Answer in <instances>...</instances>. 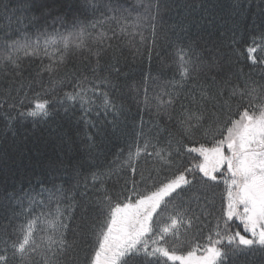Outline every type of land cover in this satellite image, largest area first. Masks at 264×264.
Segmentation results:
<instances>
[{"label": "snow or ice", "instance_id": "snow-or-ice-1", "mask_svg": "<svg viewBox=\"0 0 264 264\" xmlns=\"http://www.w3.org/2000/svg\"><path fill=\"white\" fill-rule=\"evenodd\" d=\"M198 7L208 14L201 23L206 20L207 27H213L212 11L217 5L205 0ZM233 7L239 10L244 5ZM159 18L160 5L151 0H0V77H10L8 89L0 95L5 102L11 100L10 108L21 109L19 120L47 122L58 114L54 105L71 120L78 104L79 119L86 128H97L87 119L93 111L97 119L101 113L105 118L112 115L110 123L115 127L125 109L112 96L118 86L111 72H119L116 65L124 48L131 49L133 56L147 50L151 59L158 46ZM239 28L233 24L230 37L201 46L192 40L183 43L188 36L181 23L184 35L177 36L171 54L179 80L166 81L152 98L145 87L144 104L151 107L155 102L157 120L147 131L141 120L126 157L121 149L112 162H98L103 155L96 141L100 131L85 133L79 151L95 169L90 173L93 197L75 198L83 162L72 157L65 161L74 143L67 133H59L55 157L44 156L38 146L23 149L22 156L28 153L24 170L30 169L29 174L37 178L29 180L28 187L23 181L19 186L14 182L12 191L5 188L2 194L0 264H229L230 256L255 251L256 246L264 253V31L248 42L238 36ZM225 46L230 49L227 70L222 63ZM235 64L259 67V80L243 67L233 70ZM33 68L37 69L34 73ZM105 71L108 74L101 75ZM65 87L71 91L58 95V89ZM16 119H10L9 125ZM213 125V145L194 146L198 133L203 130L207 137ZM217 134L221 139H215ZM192 153L203 157V162L184 167V157ZM141 156L154 165L147 176L141 171L139 181H129L119 175L131 169L134 177ZM225 166V205L214 229L207 236L181 233L185 224L192 226L193 217L185 220L189 210L178 211L180 205L172 203L173 199L197 183V169L207 189L208 181H217L214 173ZM73 176L76 184L71 190L55 183ZM113 176L116 179L109 187ZM83 186L82 197L90 186L87 177ZM74 209L80 210L77 235L84 244L83 260L74 255L78 242L66 238ZM234 220L243 225V234L231 230ZM89 237H94L91 245ZM89 248H94L90 259Z\"/></svg>", "mask_w": 264, "mask_h": 264}, {"label": "trees", "instance_id": "trees-1", "mask_svg": "<svg viewBox=\"0 0 264 264\" xmlns=\"http://www.w3.org/2000/svg\"><path fill=\"white\" fill-rule=\"evenodd\" d=\"M61 2H66V0H61ZM131 2L135 3L136 0H131ZM144 2H148V0H144ZM203 2L205 0H151L152 4L159 3L160 5L159 40L157 48L151 53V59H149L147 50L143 52V55L133 56L131 49L124 48L120 53V62L116 65L119 72H111V79L118 86L117 90L112 92V96L117 103L123 104L125 109L118 118L117 125L114 127L110 123L113 119L112 115H108L105 118L103 113H101L97 119L96 112L93 111L92 115L87 117V119L96 123L100 131V134L96 136V141L100 146L99 151L103 155L99 156L98 162L104 164L112 162L121 149H123L126 157L128 143L130 139L134 138L135 132L140 130L141 120H143L145 131L152 128L155 124L157 120L155 102H152L151 107L144 104L145 87L148 89L149 98H152L166 81L179 80V76L174 75L171 54L174 50L173 46L178 43L177 36L182 37L184 35L180 32L181 23H183L188 36V39H183V43L187 44L189 40H192L197 41L201 46H210L214 42L219 43L222 38L230 37L233 24H239L238 36L243 35L248 42L254 36L259 37L260 33L264 31V28L261 27V21L264 19L261 9L264 8V3H261V0H212L217 5L212 11V15L216 17L213 27H207L206 20L201 23V19L208 15L202 8L198 7ZM237 3L243 4L244 7L239 10L235 9L233 5ZM237 11L240 14L234 15ZM173 26L176 27L174 28ZM209 33H211V36H209ZM243 47H247V44L243 45ZM221 51L223 53L222 63L226 65L227 70L230 49L225 46ZM19 55L23 57L22 52ZM38 63L39 61H37ZM240 67H243V71L246 74L254 72V78L259 80V74L261 73L259 67L251 69L243 64H235L233 70ZM36 70L33 68L30 71L34 73ZM107 74L108 71L101 73V75ZM28 75L29 72L26 71L25 76ZM146 78L147 83H145ZM9 79L10 77H0V92L8 89ZM188 83L190 85L192 82L189 81ZM65 91H71V88L58 89L57 94L62 96ZM226 98L227 93L225 94ZM232 103L235 105L236 101ZM9 104H11V100L9 99L8 102H5V97L0 95V199H2L5 188L9 192L12 191L14 182L19 186V183L23 181L24 186L28 187V181L32 180L34 182L37 178L36 175L29 174L30 169L29 171L24 170V165L28 164V153H24L22 156L21 151L38 146L44 156L55 157L59 152V140L57 137L60 132L67 133L68 137L74 142L72 151L66 152L64 156L65 161L67 162L68 158L72 157L74 160L83 162L79 176L81 186L75 191L76 200L81 201L93 197L94 192L91 188L92 179L90 173L95 171V169L89 166V158L79 150L82 147L81 141L86 138L85 133L96 132L97 128L85 127L84 121L79 119L82 115L79 105L75 106L76 110L72 114L71 120L64 116L62 108L54 105L53 111L58 114H54L47 122L40 121L34 124L31 119L19 120L18 112L21 109L17 108L14 110L9 107ZM14 117L17 119L10 126L8 121ZM166 120V117L162 118L161 124L163 125ZM204 126L205 128L208 127V121H205ZM215 129L216 126L213 125L207 137L204 136L203 130H201L197 135L198 143L194 146L198 147L199 144L203 143L206 147H211L214 143L212 133L215 132ZM172 130L175 131V128L173 127ZM164 135L166 136V134ZM215 139L219 140L221 136L217 134ZM120 159L123 160L124 157ZM200 159L201 157L197 153L186 155L184 157V167H189L191 164H199ZM136 168L137 171L134 177L131 169L122 171L119 175L121 177L126 176L129 181L133 178L139 181L141 171L147 176L149 174L148 170L153 169L154 165L150 158L141 156ZM165 174L167 173H161V175ZM195 174L197 183L186 187L180 197L174 198L172 203L180 205L178 211H183L185 208L189 210V215L185 216V220L193 217L192 226L188 228L187 224H185L180 228L181 233L187 231L190 235L202 233L203 236H207L209 231L214 229L217 217L222 214L227 189L221 178L217 179L216 182L208 181L207 183L210 187L205 189L200 181L203 174L198 169ZM37 175H40V173H37ZM152 175H156L155 171L152 172ZM85 177H87L90 186L86 195L82 197L81 193L85 192L83 186ZM187 178L191 180L192 174L189 173ZM115 179L116 176H113L112 180L108 181L109 187L112 186V182ZM122 182L123 179H121ZM55 183H63L66 189L71 190L76 184V178L73 176L71 179H57ZM96 187H99V184ZM129 187H131V183H129ZM67 203H70V201ZM197 217L198 219H196ZM68 223L69 229L66 232V238L70 243L74 240L78 242L77 252L74 255L79 256L83 260L85 257L84 244L80 242L81 237L77 235V232L80 231L77 225L81 223L79 209L73 210V219ZM231 230L233 232L239 231L243 234V225L239 220H234V222H231ZM93 241L94 237L88 238L89 245L93 244ZM93 252L94 248L87 250L89 259ZM233 261L234 264H264V253L259 251V246H256L255 251L245 250L237 257L230 256L229 264H232Z\"/></svg>", "mask_w": 264, "mask_h": 264}, {"label": "rangeland", "instance_id": "rangeland-1", "mask_svg": "<svg viewBox=\"0 0 264 264\" xmlns=\"http://www.w3.org/2000/svg\"><path fill=\"white\" fill-rule=\"evenodd\" d=\"M200 160H199V163H202L203 162V157H201ZM225 172H226V166L224 167V169L222 171L215 172L214 175L217 176V179H220L221 178L222 180H224L225 179ZM197 254L199 255V253H197Z\"/></svg>", "mask_w": 264, "mask_h": 264}]
</instances>
